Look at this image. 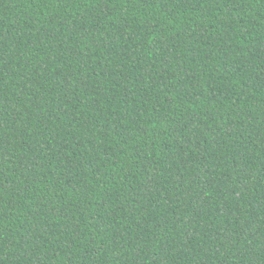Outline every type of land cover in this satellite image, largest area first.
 <instances>
[{
  "label": "trees",
  "instance_id": "trees-1",
  "mask_svg": "<svg viewBox=\"0 0 264 264\" xmlns=\"http://www.w3.org/2000/svg\"><path fill=\"white\" fill-rule=\"evenodd\" d=\"M0 264H264V0H0Z\"/></svg>",
  "mask_w": 264,
  "mask_h": 264
}]
</instances>
